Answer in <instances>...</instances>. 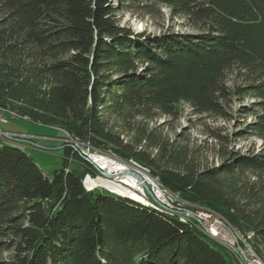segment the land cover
Instances as JSON below:
<instances>
[{"label":"trees","instance_id":"obj_1","mask_svg":"<svg viewBox=\"0 0 264 264\" xmlns=\"http://www.w3.org/2000/svg\"><path fill=\"white\" fill-rule=\"evenodd\" d=\"M113 1L0 0L15 38L1 37L0 53L33 47L53 81L40 95L22 82H5L0 102L17 103L35 121L63 125L75 138L147 166L153 159L137 145L157 142L140 123L173 114L182 101L197 113L220 111L231 75L243 81L236 90L261 98L264 109V0H122L168 5L196 29L159 36L123 27ZM123 119L138 124V136L122 137ZM77 160L66 147L63 166L47 175L25 148L0 142V264H233L195 226L106 189L86 190L84 169L72 166ZM244 167L262 168L264 159L241 156L222 169L154 173L251 233L264 260V206L245 210L223 193V177ZM258 194L264 196V179Z\"/></svg>","mask_w":264,"mask_h":264},{"label":"rangeland","instance_id":"obj_2","mask_svg":"<svg viewBox=\"0 0 264 264\" xmlns=\"http://www.w3.org/2000/svg\"><path fill=\"white\" fill-rule=\"evenodd\" d=\"M113 4L117 7L116 18L120 24L133 33L159 36L196 32V29L189 25L187 19L177 16L176 11L168 5H150L147 1L127 3L122 0H114ZM3 18L4 15L0 12V38H5L4 41L9 43L15 38L10 35V23H5ZM46 64V60L40 59L31 46L0 53V87L5 82L13 84L22 82L25 87L34 88L36 94L47 93L53 87V81L49 75L43 73ZM242 83L243 81L234 75L229 76V94L219 99L220 111L197 113L189 102L182 101L176 106L173 114L157 116L151 119L148 124L146 121L140 123V128L146 127L151 132V139L157 142V144L150 143L145 146L143 141L137 145V149L144 150L147 156L153 159V166L143 165L133 159L125 161L112 149L99 148L107 152V156H111V159L126 162L132 170L141 169L150 175L149 178L160 182L174 197L167 198L170 203L164 205L168 209H163L159 202H150L151 195L148 191H146L148 198L145 197L147 201L137 199L133 192L128 194L116 189L113 191L117 183L115 184L110 179H107V183H103L102 180L106 179L96 172H91L90 166L82 161L79 150H86L87 147L81 145L78 147V151L74 148L76 145L74 142L82 140L75 138L63 125H46L35 121L28 115L21 114L17 103L10 101L6 106L0 102V142L13 143L25 148L47 175H52L55 169L63 166L65 148L70 147L81 158L79 161H74L72 166H79L84 169L85 173L87 172L82 177L83 186L92 190L106 189L140 204H146V206L171 214L182 222L195 226L185 218L193 220L191 215L179 214V211L183 209L196 211L198 208H202V210L210 209L211 213L216 214L215 216L224 215L203 205L200 201L191 199L188 194L172 191L162 183L154 171L160 172L164 176L182 174L187 171L199 173L209 169H222L241 156L264 159V137L258 135L260 115H264L262 99L258 96L238 92L236 88ZM118 122V128L122 132L123 138L138 136V124L134 120L123 119ZM68 158L70 163L73 157ZM223 178V193L230 201L245 210L264 206V196L257 195L259 183L264 179V167H244L243 170H236ZM222 213L224 214V212ZM195 227L208 235L201 227ZM237 230L251 244L249 237L252 234L246 235L238 227ZM205 238L215 248L226 253L227 258L233 264H241V261L226 244L215 240L210 235ZM1 256L6 257L7 255L3 252Z\"/></svg>","mask_w":264,"mask_h":264},{"label":"built area","instance_id":"obj_3","mask_svg":"<svg viewBox=\"0 0 264 264\" xmlns=\"http://www.w3.org/2000/svg\"><path fill=\"white\" fill-rule=\"evenodd\" d=\"M74 143L76 144L74 148H76L77 151L79 150L78 147H80L81 145L87 147L86 150H79L80 155L84 156L85 158H87V152L97 153V160L89 161L92 162L95 167L100 168L102 171H134L126 162L111 159V156H107V152H104L101 149L90 145L88 142L80 141ZM134 172L140 174L142 179L140 180L136 176L124 174V176H120L118 179H110V181L116 182L119 186H128L132 192H135L136 194L146 198H148L146 193L147 184L155 195L157 202L159 203L167 204V198H174L171 192H169L164 186H162L160 182H155L151 178L145 177L144 174L140 171ZM84 187L87 188L86 186ZM87 189L92 190L90 188ZM182 211H185L186 214H189L193 217L195 226L202 227L206 231L217 234L220 238L232 244L235 247L238 256L242 257L244 264H258L257 258L254 256V253L250 249H248L245 238L241 237L237 233V227L231 224L224 216H215L210 212V209L202 210V208H198L196 211L189 209H183Z\"/></svg>","mask_w":264,"mask_h":264},{"label":"bare ground","instance_id":"obj_4","mask_svg":"<svg viewBox=\"0 0 264 264\" xmlns=\"http://www.w3.org/2000/svg\"><path fill=\"white\" fill-rule=\"evenodd\" d=\"M70 136V135H69ZM80 141V140H79ZM91 145V144H90ZM89 156H91V157H89ZM87 159L88 160H97V153H90L89 154V152L87 153ZM135 169V168H134ZM134 171H140V172H142L143 174H144V176L145 177H149L150 175L148 174V173H146L145 171H143V170H141V169H138V168H136ZM153 181H155V180H153ZM155 182H157V181H155ZM115 184H116V182H115ZM116 186H118V187H114L113 188V191L115 190V189H117L118 191H122V192H127V191H129V193H132V191H131V189L128 187V186H124V187H119V185L118 184H116ZM129 189H128V188ZM131 191V192H130ZM128 193V194H129ZM137 197V199H141V200H143V201H147V199L145 198V197H143V196H140V195H138V194H136L135 192H133ZM132 198V197H131ZM167 203H170L168 200H167ZM164 207L166 206V205H164L163 203H161ZM161 204H160V206H161ZM146 205V204H145ZM213 214V213H212ZM216 215V214H215ZM187 216H190V215H187ZM185 218H187L191 223H194V221L193 220H190V218H188V217H185ZM184 218V219H185ZM192 219V218H191ZM186 220V219H185ZM202 228V227H201ZM203 229V228H202ZM204 230V229H203ZM204 231H206V230H204ZM206 233L208 234V235H210L212 238H214L215 240H217V241H219V242H221V243H224V244H226L230 249H231V251L236 255V257L238 258V260L239 261H241V264H244V261H243V259H242V257L241 256H238V254L236 253V249H235V247L232 245V244H230V243H228L226 240H223L222 238H220L219 237V235H217V234H213L212 232H210V231H206ZM237 233L241 236V237H244V235L242 234H240V232L237 230ZM245 238V237H244ZM250 238V237H249ZM245 242H247L246 243V245H247V247H248V249H250L253 253H254V256L257 258V262H258V264H264V260H263V258L259 255V253H257V251L254 249V247L253 246H251V244H249L248 243V241H247V239H245Z\"/></svg>","mask_w":264,"mask_h":264},{"label":"water","instance_id":"obj_5","mask_svg":"<svg viewBox=\"0 0 264 264\" xmlns=\"http://www.w3.org/2000/svg\"><path fill=\"white\" fill-rule=\"evenodd\" d=\"M0 131H1V127H0ZM64 147V146H63ZM96 147V146H94ZM99 149V147H96ZM82 158V161H84V163L88 166H90L89 170L91 172H96L97 174H99L100 176H103V178H105L106 180H102L103 183H107V179H118L120 176H124V174H129V175H133V176H136L137 178H139L140 180L142 179L141 175L138 174L137 172H134V171H126V172H120V171H116V170H112V172H107L105 170H101L100 168L98 167H95L94 164L92 162H90L87 158H85L84 156H81ZM122 158V157H121ZM123 159V158H122ZM125 161H129L130 159H125ZM90 173V172H88ZM87 174V172L85 173ZM85 174L83 176H85ZM106 181V182H105ZM115 187H118V186H115ZM121 187V186H119ZM124 187V186H122ZM126 187V186H125ZM85 188V187H84ZM128 188V187H127ZM86 190H88L87 188H85ZM129 189V188H128ZM117 190V189H116ZM89 191V190H88ZM146 191L149 192V194L151 195V199H149L150 202H153V203H158L157 202V199L155 197V195L153 194V192L151 191L150 187L146 184ZM124 193H129V191L127 192H124ZM161 207L163 209H168L166 207H164L162 204H161ZM179 214H185V211H179Z\"/></svg>","mask_w":264,"mask_h":264}]
</instances>
